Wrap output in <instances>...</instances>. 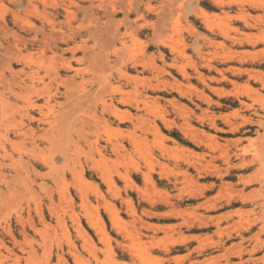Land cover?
Segmentation results:
<instances>
[{
  "label": "rangeland",
  "instance_id": "1",
  "mask_svg": "<svg viewBox=\"0 0 264 264\" xmlns=\"http://www.w3.org/2000/svg\"><path fill=\"white\" fill-rule=\"evenodd\" d=\"M263 80L264 0H0V264H264Z\"/></svg>",
  "mask_w": 264,
  "mask_h": 264
},
{
  "label": "bare ground",
  "instance_id": "2",
  "mask_svg": "<svg viewBox=\"0 0 264 264\" xmlns=\"http://www.w3.org/2000/svg\"><path fill=\"white\" fill-rule=\"evenodd\" d=\"M60 33H64V32H60ZM59 33V34H60ZM61 35V34H60ZM59 35V36H60ZM57 37L58 38V34H56V33H43V35H42V37H41V42H42V46L44 45V43H45V45L48 43V41H50L49 39H51L52 37ZM53 40H54V38H53ZM52 40V41H53ZM57 42V41H56ZM55 42V43H56ZM51 44V43H50ZM50 44H47V45H50ZM139 45H140V43H138ZM45 45L43 46V47H45ZM56 45V44H55ZM140 47V46H139ZM106 59V58H105ZM108 59V58H107ZM106 61V63L109 61V60H105ZM145 62V61H144ZM143 62V63H144ZM68 64H65V65H68L69 67H70V62H67ZM104 63V62H103ZM105 63V64H106ZM108 63H110V61L108 62ZM107 63V64H108ZM105 64H104V66H105ZM109 66V65H108ZM100 67V66H99ZM102 67H103V65H102ZM106 67V66H105ZM105 67H104V69H105ZM23 69V68H22ZM99 69V68H98ZM109 69V68H108ZM24 70V69H23ZM103 70V69H102ZM33 71V70H32ZM20 72V71H19ZM21 72H24V71H22L21 70ZM20 72V73H21ZM28 72H30V70H28V71H25L24 73L26 74V73H28ZM34 72V71H33ZM55 72V71H54ZM103 72V71H102ZM19 73V75H18V77L16 76V78H19L20 79V84L19 85H17V86H19V88H27V87H30V86H33V81H32V79H30V80H26V79H23V78H21V74ZM99 73V72H98ZM104 73V72H103ZM18 74V73H17ZM16 74V75H17ZM31 74H33V73H31ZM126 73H122V76L124 77V75H125ZM30 75V74H29ZM59 75V74H58ZM57 75V76H58ZM96 75V78H97V89H93V90H91V92H89L88 93V96L86 97V99H83L81 102H77L76 101V103H78V110H76L75 112H76V114H77V111L79 112V111H81L82 110V107H83V105L85 104V105H89V107L91 106V104L93 103V102H95L96 100H98V99H100V97H101V94L105 91V89H106V87L108 88V90L106 89V91H107V94L109 93V89H110V86H107L108 84H110V79H108L109 78V76L107 75V71H106V74H100V75H102V76H100L99 74V78L97 77L98 75L97 74H94V76ZM14 76V75H13ZM12 76V77H13ZM127 76V75H126ZM125 76V77H126ZM129 76V75H128ZM25 77H28V76H26L25 75ZM31 77H32V75H31ZM60 77V76H59ZM82 77V76H81ZM80 77V81H81V85H82V82L85 80L83 77L81 78ZM15 78V79H16ZM33 78V77H32ZM35 78V77H34ZM40 78V77H39ZM52 78V77H51ZM55 77H53V79H54ZM68 78H69V76H68ZM134 78V77H133ZM18 79V80H19ZM38 79V78H37ZM41 79V78H40ZM17 80V81H18ZM34 80V79H33ZM69 80V79H68ZM95 80V79H94ZM93 80V81H94ZM130 80V79H129ZM8 81V80H7ZM12 81H14V80H12ZM17 81H15V82H17ZM64 81H65V79H64ZM70 81V80H69ZM71 81H74L75 82V80H74V78L73 79H71ZM79 81V82H80ZM262 81V80H261ZM264 81V80H263ZM10 82V81H9ZM8 82V84H10ZM61 82V81H60ZM74 82H72L70 85H69V82H67L68 83V86H70L67 90L71 93V95H72V93L73 92H71V88H73V87H71V85L74 83ZM78 82V81H77ZM79 82H78V84H79ZM63 83H65V82H63ZM67 83H66V86H67ZM76 83V82H75ZM75 83H74V85H75ZM262 83V82H261ZM60 84V83H59ZM74 85H72V86H74ZM11 86V85H10ZM65 86V87H66ZM64 87V88H65ZM75 87V86H74ZM67 88V87H66ZM114 88V87H113ZM112 88V90H114ZM32 89H33V87H32ZM70 89V90H69ZM12 90V89H11ZM67 90H65V91H67ZM73 90V89H72ZM251 90V89H250ZM67 91V92H68ZM246 91H249V90H246ZM251 91H253V89L251 90ZM12 92H14V91H12ZM67 92H65V93H67ZM68 92V93H69ZM42 93V92H41ZM49 93V92H48ZM51 93V92H50ZM77 93V92H76ZM52 94V93H51ZM75 94V93H74ZM73 94V95H74ZM104 94H105V92H104ZM68 95V94H67ZM79 95V94H78ZM103 95V94H102ZM80 97H82L81 95H80ZM110 97V96H109ZM51 98V95L50 94H46L45 95V99H46V101L48 100V99H50ZM83 98V97H82ZM108 98V97H107ZM81 99V98H80ZM110 100V99H109ZM103 101V100H102ZM116 101V100H115ZM118 101V100H117ZM144 101V100H143ZM101 102V101H100ZM109 102V101H108ZM146 102V101H145ZM144 102V103H145ZM36 102H34L33 103V107L34 106H36V104H35ZM76 103H74V104H76ZM119 103V102H118ZM148 103V102H147ZM95 104V103H94ZM94 104H92L93 106H94ZM109 104V103H108ZM73 104H71L70 106H72ZM77 105V104H76ZM84 105V106H85ZM145 105H146V103H145ZM103 106H104V104H103ZM73 107V106H72ZM106 108L108 107V106H105ZM87 108H88V106H87ZM111 108L112 109H116V105L115 104H111ZM77 109V108H76ZM103 109V108H102ZM106 110V109H105ZM105 110H102V112L103 111H105ZM70 111V110H69ZM84 111H85V107H84ZM107 111V110H106ZM109 111V110H108ZM107 111V112H108ZM74 112V111H73ZM82 112V111H81ZM112 112V111H111ZM109 113H110V111H109ZM115 113V112H114ZM111 114V113H110ZM262 114V113H261ZM73 115V114H72ZM83 115V114H82ZM92 115V114H91ZM116 115H117V113H116ZM64 115H62V117H63ZM93 116H95V118L97 119V120H99V119H102L101 118V116L99 117V118H97V116L96 115H93ZM81 117V114L79 113L77 116H76V118H80ZM29 118H31V115L29 116ZM75 118V117H74ZM73 118V119H74ZM94 118V117H93ZM63 119V118H62ZM139 120V119H138ZM145 120H147V119H145ZM144 120V121H145ZM92 121L93 120H90V122H89V124L90 123H92ZM53 122H55V119L54 120H51V121H49V122H46V123H48V125L52 128L53 127V125H52V123ZM94 122V121H93ZM100 122H102L103 123V121H100ZM63 123V122H62ZM95 123V122H94ZM106 123V122H105ZM146 123V122H145ZM144 123V124H145ZM87 124V123H86ZM93 124V123H92ZM92 124H91V126H92ZM97 124H99L98 122H97ZM134 124V123H133ZM57 126V125H56ZM133 126V125H132ZM87 127V126H86ZM109 128V127H108ZM110 128H113V127H111L110 126ZM115 128V127H114ZM114 128L112 129L113 130V132H115L116 130H114ZM23 130V129H22ZM30 130H32V128L31 127H28L26 130L24 129L23 130V132H21V133H19V134H21V135H24V133H26L27 131H30ZM190 130H192V129H190ZM19 130H17V132H18ZM60 131V130H59ZM66 131V130H65ZM107 131V130H106ZM57 132V131H56ZM110 132V131H109ZM112 132V133H113ZM191 132V131H190ZM59 133V132H58ZM111 133V132H110ZM192 133V132H191ZM17 134V133H16ZM114 134V133H113ZM262 134V133H261ZM60 135V134H59ZM54 136V135H53ZM109 136V135H108ZM112 136V135H111ZM114 136V135H113ZM86 137V136H85ZM109 138V137H108ZM113 138V137H112ZM114 139H116L115 137H114ZM91 141H93V140H91ZM90 141V142H91ZM264 141V140H263ZM201 142V141H200ZM35 143V142H34ZM33 143V144H34ZM118 143V142H117ZM117 143L114 141V140H110V145H111V149L110 150H114L116 147H117ZM91 144V143H90ZM93 144H94V142H93ZM94 145H96V144H94ZM261 145V144H260ZM93 146V145H92ZM37 147V146H36ZM94 148V147H93ZM96 148V147H95ZM29 149V148H28ZM251 149H252V147H251ZM258 149V148H257ZM259 150V149H258ZM257 150V151H258ZM24 152V151H23ZM259 152H260V150H259ZM225 153V152H224ZM198 154V153H197ZM227 154V153H226ZM36 155V154H35ZM34 155V156H35ZM228 155V154H227ZM230 155V154H229ZM263 155V154H262ZM220 156H224L223 155V153L220 155ZM224 157H226V156H224ZM228 157V156H227ZM221 158V157H220ZM255 158H257V157H255ZM228 159V158H227ZM258 159V158H257ZM20 160V159H19ZM225 160V159H224ZM249 161H251V160H249ZM15 162V161H14ZM189 162V161H188ZM261 167H262V165H261ZM260 169V168H259ZM107 179V178H106ZM111 180V179H110ZM113 184V183H112ZM263 203V202H262ZM260 205H261V203H260ZM262 214H263V212H262ZM262 217H263V215H262ZM264 218V217H263ZM262 222H264V220L262 221ZM260 228V227H259ZM260 232V231H259ZM259 234V233H258Z\"/></svg>",
  "mask_w": 264,
  "mask_h": 264
}]
</instances>
